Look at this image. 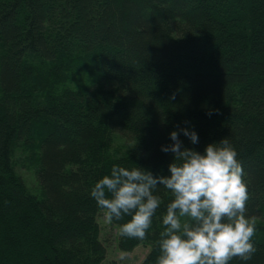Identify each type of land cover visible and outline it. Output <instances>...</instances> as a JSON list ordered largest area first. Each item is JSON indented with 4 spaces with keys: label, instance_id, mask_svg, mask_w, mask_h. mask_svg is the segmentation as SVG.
<instances>
[{
    "label": "trees",
    "instance_id": "trees-1",
    "mask_svg": "<svg viewBox=\"0 0 264 264\" xmlns=\"http://www.w3.org/2000/svg\"><path fill=\"white\" fill-rule=\"evenodd\" d=\"M177 126L201 153L230 139L257 218L252 259L230 264H264V0H0V264H103L92 188L114 165L169 176ZM155 194L144 241L111 223L122 252L151 246L141 264L172 200Z\"/></svg>",
    "mask_w": 264,
    "mask_h": 264
},
{
    "label": "clouds",
    "instance_id": "clouds-1",
    "mask_svg": "<svg viewBox=\"0 0 264 264\" xmlns=\"http://www.w3.org/2000/svg\"><path fill=\"white\" fill-rule=\"evenodd\" d=\"M177 127L170 133L173 143L161 147L174 156L169 176H154L139 166L114 165L95 183L91 197L104 210L106 223L131 218L120 226V236L144 241L162 203L155 194L158 186L171 193L155 264L250 261L256 252L252 238L257 218L246 215L249 193L237 151L228 138L207 145L203 153L186 148L180 134L193 145L199 143L198 134Z\"/></svg>",
    "mask_w": 264,
    "mask_h": 264
},
{
    "label": "rangeland",
    "instance_id": "rangeland-1",
    "mask_svg": "<svg viewBox=\"0 0 264 264\" xmlns=\"http://www.w3.org/2000/svg\"><path fill=\"white\" fill-rule=\"evenodd\" d=\"M27 153L22 150L18 151L17 158L21 159L17 166L18 173L25 179L28 186L34 191V194L41 197L39 192V183L37 181L35 169L31 166L26 168L24 166L25 159L28 162ZM36 190V191H35ZM99 223L102 230V239L108 249L107 258L103 264H141L151 251L150 245L142 244L133 252H122L118 248V229L112 224L105 222L104 213L99 217ZM123 257V258H122Z\"/></svg>",
    "mask_w": 264,
    "mask_h": 264
}]
</instances>
